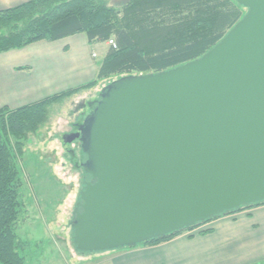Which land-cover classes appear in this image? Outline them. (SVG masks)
<instances>
[{
  "label": "water",
  "instance_id": "95a60500",
  "mask_svg": "<svg viewBox=\"0 0 264 264\" xmlns=\"http://www.w3.org/2000/svg\"><path fill=\"white\" fill-rule=\"evenodd\" d=\"M200 58L105 85L75 134L85 254L134 248L264 203V0Z\"/></svg>",
  "mask_w": 264,
  "mask_h": 264
},
{
  "label": "trees",
  "instance_id": "16d2710c",
  "mask_svg": "<svg viewBox=\"0 0 264 264\" xmlns=\"http://www.w3.org/2000/svg\"><path fill=\"white\" fill-rule=\"evenodd\" d=\"M244 14L234 0H127L120 8L102 0H33L0 11V54L78 34L89 43H115L96 79L18 109H0V264H26L27 245L16 234L23 207L19 161L28 136L47 122L49 109L113 76L159 73L196 60ZM259 205L264 203L254 206ZM201 225L139 246L158 245Z\"/></svg>",
  "mask_w": 264,
  "mask_h": 264
},
{
  "label": "crops",
  "instance_id": "0c3cea01",
  "mask_svg": "<svg viewBox=\"0 0 264 264\" xmlns=\"http://www.w3.org/2000/svg\"><path fill=\"white\" fill-rule=\"evenodd\" d=\"M29 1L0 0V11ZM108 50L106 43H89L85 34H78L0 54V109H18L96 79ZM202 228L210 231L112 251L110 264H264V205L219 217Z\"/></svg>",
  "mask_w": 264,
  "mask_h": 264
},
{
  "label": "rangeland",
  "instance_id": "374dc122",
  "mask_svg": "<svg viewBox=\"0 0 264 264\" xmlns=\"http://www.w3.org/2000/svg\"><path fill=\"white\" fill-rule=\"evenodd\" d=\"M102 1L120 8L127 0ZM119 77L100 81L83 98L85 91L53 105L47 122L24 144V155L19 161L23 207L16 234L27 245L22 253L26 264H110L112 251L81 255L74 250L71 223L86 176L79 164L80 144H66L64 136L72 134L73 125L81 124L100 90ZM70 151L75 152L74 161ZM205 224L191 231H206L202 228Z\"/></svg>",
  "mask_w": 264,
  "mask_h": 264
},
{
  "label": "flooded vegetation",
  "instance_id": "af4514ba",
  "mask_svg": "<svg viewBox=\"0 0 264 264\" xmlns=\"http://www.w3.org/2000/svg\"><path fill=\"white\" fill-rule=\"evenodd\" d=\"M80 124H76V125H73V132H72V134H75L76 132H77V127L79 126ZM72 143H79L78 141H73V142H71V143H69V144H72ZM70 154H71V156H72V160L74 161L75 160V158H76V155H75V152H73V151H70ZM80 164V163H79ZM79 164H78V161H75V167L76 168H78L79 167ZM85 180L86 181H90V180H87L86 178H85ZM85 181V182H86Z\"/></svg>",
  "mask_w": 264,
  "mask_h": 264
},
{
  "label": "built area",
  "instance_id": "2783aa9c",
  "mask_svg": "<svg viewBox=\"0 0 264 264\" xmlns=\"http://www.w3.org/2000/svg\"><path fill=\"white\" fill-rule=\"evenodd\" d=\"M107 45L112 46L113 48H115V43L113 42V40H109L107 42Z\"/></svg>",
  "mask_w": 264,
  "mask_h": 264
}]
</instances>
